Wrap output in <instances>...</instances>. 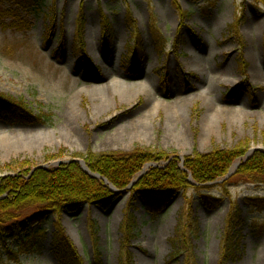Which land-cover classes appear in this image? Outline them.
<instances>
[{"label":"rangeland","instance_id":"1","mask_svg":"<svg viewBox=\"0 0 264 264\" xmlns=\"http://www.w3.org/2000/svg\"><path fill=\"white\" fill-rule=\"evenodd\" d=\"M11 7L0 4V95L47 117L40 123L0 120V178L74 159L85 164L78 156L88 151L125 154L136 146L175 157L181 166L186 156L213 148L264 151L259 1L43 0L35 14L20 11L21 29L6 28L10 19L1 11ZM104 25L110 30L105 45ZM225 182L179 192L155 214L128 188L114 191L118 196L107 209L84 205L63 212L58 228L71 246L67 260L59 254L61 241L51 243L56 229L48 211L33 228L43 230V243L27 246L6 236L0 264H119V226L131 198V264H221L231 204L241 224L236 248L222 264H264V210L247 201L264 198V184ZM202 195L219 203L209 208ZM182 209L187 221L172 258Z\"/></svg>","mask_w":264,"mask_h":264},{"label":"trees","instance_id":"2","mask_svg":"<svg viewBox=\"0 0 264 264\" xmlns=\"http://www.w3.org/2000/svg\"><path fill=\"white\" fill-rule=\"evenodd\" d=\"M42 1L0 0V4L6 2L12 6L8 10L1 11L4 18L10 19L6 28H11L9 27L11 24L15 25L12 27L21 29L16 27V24H25V21L19 17L20 11L27 10V13L35 14ZM255 1L264 4V0ZM182 16L180 14L181 18ZM77 22L76 31L82 44L80 34L82 39L83 23L80 18ZM228 28L236 33V28L232 25ZM108 33L110 30L107 25H104L103 45L107 42ZM127 49L129 50V47ZM131 53L129 63L132 65L136 56L133 52ZM46 117L44 114H34L21 101L0 95V120L10 124L17 121L40 123ZM245 152L241 146L233 149L213 148L207 153L195 152L186 156L181 166L175 157L170 160L162 153L138 146L125 154L118 152L95 154L88 151L85 155L78 157L84 159L89 173L98 175L100 179L84 172L77 162L49 169L39 168L32 173H30L31 170H22L20 175L0 178V242L6 236H13L27 246L40 245L45 239L43 230L33 231V228L44 222L46 213L49 211L54 217L53 225L56 229L51 243L61 241L59 247L62 248L58 249L59 254L63 260H67L71 256V246L58 228L63 212L73 213L84 205H96L107 209L118 196L110 187L116 191L128 188L127 192L130 196L136 195L141 198L143 208L155 214L176 194L196 186L218 180L227 181L225 184L231 182L264 184V151H254L246 161H243ZM236 162L240 163L239 166L234 173L227 176ZM149 164L145 173L138 178ZM26 165V162H23L19 166L24 168ZM201 199L209 208H214L219 203L218 199L208 195H202ZM132 200L131 198L128 202L119 226L123 235L118 256L119 264H131L127 241L133 237L134 217L130 212ZM247 201L251 208L264 210V198L248 197ZM184 212L182 209L177 215L176 237L172 239V258L179 253L181 224L187 221ZM239 213L236 205L231 204L225 218V232L222 235L221 264L232 256L236 248L238 227L241 224ZM10 255L14 254L10 252Z\"/></svg>","mask_w":264,"mask_h":264},{"label":"water","instance_id":"3","mask_svg":"<svg viewBox=\"0 0 264 264\" xmlns=\"http://www.w3.org/2000/svg\"><path fill=\"white\" fill-rule=\"evenodd\" d=\"M257 150H259V149H257V148H256V149H252V150H250L248 153H246L245 156H244V158H243V161H246V160L248 159V157L251 156L252 153H253L254 151H257ZM72 161H77V162L80 164V166L82 167V169L84 170V172H86L87 174H89L91 177H94V178L100 179V177H99L98 175H94V174H90V173H89L87 167L85 166V164L83 163L82 160L74 159V160H72ZM238 165H239L238 163L233 164V166L231 167V169H230V171H229L228 176L231 175V174L235 171V168H236ZM149 166H150V164L147 165V166L143 169V171H142V173L139 175V177H141V176L145 173L146 168H148ZM103 180L105 181V179H103ZM211 184H213V183H211ZM110 189H111L112 191H115V190L113 189V187H110ZM115 192H116V193H125V190H124V191H120V192H119V191H115Z\"/></svg>","mask_w":264,"mask_h":264}]
</instances>
